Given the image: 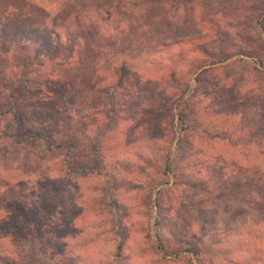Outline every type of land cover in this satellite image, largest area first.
I'll list each match as a JSON object with an SVG mask.
<instances>
[{
    "label": "trees",
    "instance_id": "obj_1",
    "mask_svg": "<svg viewBox=\"0 0 264 264\" xmlns=\"http://www.w3.org/2000/svg\"><path fill=\"white\" fill-rule=\"evenodd\" d=\"M173 37L179 39L171 40ZM206 39L213 44L207 47ZM234 57L241 66L249 65L251 87L242 74L236 82L238 89L206 91L196 105L192 101L197 88L184 97L190 78L199 82L201 74ZM244 92L248 96L244 97ZM96 93L105 95L107 100L102 99L106 102ZM118 95L124 99H117ZM213 97L216 106H205L203 101ZM225 99L233 104L220 106ZM178 102L192 114L191 126L183 128L184 142L192 136L206 162L212 158L233 165L216 170L212 180L200 174L202 180L195 181L179 179L181 167L166 159L165 173L175 178V185L190 186L205 195L219 194L224 187L226 193L250 203L253 189L257 194L264 188V0H0V125L4 124L0 127V151L4 156L23 151L24 168H42L47 160L59 158L54 170L66 172L70 181L100 172L102 140L117 125L110 120L107 132H100L96 122H83L84 136L100 133L89 141L91 154L87 155L95 157L92 165L84 163L77 170L76 157L82 149L77 119L84 106L91 114L102 104V109L107 108L106 119L115 114L134 120L139 109L142 120L135 132L141 130L144 145L165 137L164 130L158 132L160 125L156 128L163 122L159 109L170 104L164 111L173 116V123L174 103ZM178 115L182 122L184 114ZM199 135H204V140ZM185 143L186 148L177 146L175 154L183 168L190 166L188 157L195 151L190 142ZM217 147L224 152L234 149L237 154L224 159L216 153ZM36 148H42L44 154L34 157ZM88 148H84L86 152ZM246 166L253 167L251 172ZM236 167L244 172V178L235 181ZM229 175L234 179H227ZM8 191L13 197L0 199L17 213L12 214L9 228L0 237V264H82L60 244L71 235L70 227L60 224L62 212L57 205L44 203L43 207L31 199L22 200L17 191ZM113 193L109 191L110 204L117 212L119 201ZM204 202L202 198L191 208L202 216ZM167 209L166 204H159L158 228L165 225ZM79 213L73 210L69 218ZM119 225L113 264L124 259L126 225L116 223ZM162 233L158 232L160 240L165 237ZM185 237L188 241L189 236ZM164 243L159 246L166 249ZM200 245H193L198 253Z\"/></svg>",
    "mask_w": 264,
    "mask_h": 264
},
{
    "label": "rangeland",
    "instance_id": "obj_2",
    "mask_svg": "<svg viewBox=\"0 0 264 264\" xmlns=\"http://www.w3.org/2000/svg\"><path fill=\"white\" fill-rule=\"evenodd\" d=\"M175 39L179 38H171V40ZM205 41H207V47L213 44L207 39ZM188 48L193 55L192 47L188 45ZM214 50L211 49V51ZM237 58L234 57L233 61L216 65L204 72L201 74L199 82L194 77L190 78L188 86L183 89L187 90L184 97L190 96L192 90L197 88V97L192 101L196 105L201 102L200 96H203L206 91L223 93L233 88L238 89L240 85L236 82H240L242 74H245L249 81L247 87H251L253 77L250 76L249 65L241 66L240 63L235 62ZM243 94L244 97L248 96L246 92ZM96 96L99 97V93H96ZM99 98L102 103L106 102L102 98L107 100L103 94H100ZM116 98L124 99L121 95ZM214 100L215 97L212 100H205L203 103L205 106H216ZM231 102L230 99H225L223 102L220 101L219 105L229 106L233 104ZM169 105L164 110L169 108ZM174 105L173 123L171 122L173 116L159 109L163 116V122L161 119L162 123H159L156 128H159L160 125L158 132L162 129L167 136L144 145V142L141 141L144 137L139 135L141 130L138 129V133L135 132V128L142 120L139 109L134 112V120L121 119L115 114H110L106 119L104 113L107 112V108L102 109V104L98 105L102 114L98 113V108L90 114L84 110V106L77 119L78 136L82 141V149L76 157L78 160L75 164L77 170L84 163L91 166L95 159L94 156L87 155V153L91 154L88 148L91 144L89 141L93 142L101 130L107 132L106 127L110 125V120L111 124L117 126L108 131V136L102 140L100 146L102 153L100 152L99 159L103 167L100 172H90L88 177L79 175L75 179L72 178L73 181L69 180L70 177L66 172H60V169L54 170L59 158L47 160L46 165L42 168H35L34 165L24 168L25 166H21L25 155L23 151L22 153H11L9 156H4L0 151L1 198L3 200L4 198L11 199L13 196L9 194L8 189H12V191H17L19 198L27 202L31 199V202L43 207L44 203L57 205L62 212L60 224L64 228L70 227L69 234L71 235L60 244H65V250L77 257L82 264H113L112 262L117 259L116 243L117 240H120L119 233L115 234V231L120 230V225L116 226L118 222L126 225V232L123 236L122 255L124 259L121 264H264V205H259V202L264 204V188L257 194L255 193L256 189H253L255 191L249 194V200L252 199L249 203L238 200L230 192L226 193L223 186L222 194L220 192L219 194L205 195L203 191L196 188L175 185L173 183L175 178L165 173L166 159L167 162L170 161L173 164L174 161L176 166L181 167L177 173L179 179L190 178L195 181L202 180L200 174L205 178L210 176L212 180L216 176V170L222 169L224 166L230 168V165H233L232 161L222 164L217 160H210L212 158L206 162L204 156L198 153L201 147L197 148V144L191 136L185 142H190L195 151L193 156L188 157L190 166L183 168L184 165L175 156L176 147L179 146L181 150L183 147L186 148L187 143L182 138L183 128L186 125L191 126L192 114L190 109H185V111L184 106L179 102ZM115 108H117L116 105ZM115 112L119 111L116 109ZM179 113L184 114L185 119L182 122L178 121ZM154 119L156 120V118ZM84 121L93 124L96 122L95 126L100 127V132L89 134L88 141L86 137L89 135L84 136L82 132ZM3 126L4 124L0 125L1 128ZM200 132L201 130L198 131V134ZM199 136L204 140V135ZM206 145L201 144V146ZM86 147L88 148L87 152L84 149ZM41 150L42 148L34 149V157L42 156L44 153ZM139 150H141L143 158L137 156L140 153ZM215 151L218 155H223L224 159H228L231 157L230 155L235 157L237 154L234 149L224 152L223 148L217 147ZM183 163L185 162L183 161ZM246 167L251 172L253 167ZM235 170L236 173L233 176L235 181L236 177L243 179L244 172H240L237 167ZM229 177L232 178L229 175L227 179ZM165 181H169V183H164ZM71 183L73 184L71 185ZM114 184L117 185L115 189ZM261 186L263 187L264 184ZM242 188L246 193V186ZM110 190L114 191L113 198H117L119 201L117 212L110 204ZM160 193H162V197H160ZM216 195L217 199L214 198ZM245 196L244 194L242 198L244 199ZM202 198L205 199L203 203V214H205L201 216L202 212L192 209L191 204H196ZM2 199H0V237L9 228L8 224L13 218H11L12 214L17 213L15 209L9 207L7 202L3 204ZM159 204H166L170 210L164 211L165 225L158 228L156 220L160 216ZM73 210H80V213L75 218H69V212ZM117 213L122 216V221ZM160 231L163 232V237L165 236L163 240L158 238ZM185 236H189L188 241ZM163 241H165L166 249L163 247ZM195 243L201 244L200 254L193 246ZM161 244L163 246H159Z\"/></svg>",
    "mask_w": 264,
    "mask_h": 264
}]
</instances>
